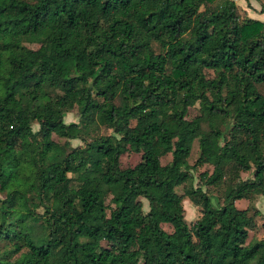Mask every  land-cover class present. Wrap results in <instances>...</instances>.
Returning <instances> with one entry per match:
<instances>
[{
	"label": "trees",
	"instance_id": "1",
	"mask_svg": "<svg viewBox=\"0 0 264 264\" xmlns=\"http://www.w3.org/2000/svg\"><path fill=\"white\" fill-rule=\"evenodd\" d=\"M257 194L264 21L234 0H0V264H264L236 204Z\"/></svg>",
	"mask_w": 264,
	"mask_h": 264
},
{
	"label": "rangeland",
	"instance_id": "2",
	"mask_svg": "<svg viewBox=\"0 0 264 264\" xmlns=\"http://www.w3.org/2000/svg\"><path fill=\"white\" fill-rule=\"evenodd\" d=\"M32 47H37L36 44H32L30 45ZM196 114H198V107H192L190 108V112H189V118L194 117ZM78 110L74 109L72 112L68 113L65 121L67 123L70 122H76L78 121ZM33 129L35 131L39 130V124L35 123L33 124ZM108 132H111L110 130ZM54 138L56 140L59 141H66L65 139L58 137L57 135H54ZM72 146H78V145H82L83 142L81 140H71L70 141ZM198 157V144L195 145L194 150H193V154L190 158V164L194 165L196 162V159ZM141 160V154L138 153H134V152H127L125 154L122 155L121 157V164L123 167H131V166H135L138 162H140ZM171 160L170 156H166L162 158V162L163 164L168 163ZM213 167L209 166V165H200V166H196L195 168L192 169L194 176H195V180H194V184L200 185L201 184V180H200V173L204 172V171H209L210 173L212 172ZM253 174L252 172H242V177L243 178H248V177H252ZM35 178H36V183H39V172L35 171ZM205 190L209 191L208 186L204 187ZM179 193H184L182 188H178ZM215 191V189H214ZM145 204V210H148L149 206H148V202L144 201ZM184 207H185V218L186 221L188 222L189 225H192L200 216H201V210L198 206L194 205L187 197H185L184 201H183ZM237 206L239 208L245 209V208H250L252 209V213L256 210L258 211V214L256 216V226L254 229H252L250 231V237H249V241L250 240H254V239H261L264 235L263 232V224H264V195L262 194H257V196L251 200L248 199H242V200H238L236 202ZM165 229L167 230H172V228L169 225H165L164 226Z\"/></svg>",
	"mask_w": 264,
	"mask_h": 264
},
{
	"label": "crops",
	"instance_id": "3",
	"mask_svg": "<svg viewBox=\"0 0 264 264\" xmlns=\"http://www.w3.org/2000/svg\"><path fill=\"white\" fill-rule=\"evenodd\" d=\"M246 16L264 21V0H234Z\"/></svg>",
	"mask_w": 264,
	"mask_h": 264
}]
</instances>
